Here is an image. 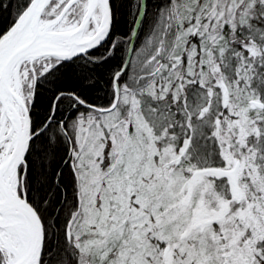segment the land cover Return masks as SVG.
<instances>
[{"label":"snow or ice","instance_id":"snow-or-ice-1","mask_svg":"<svg viewBox=\"0 0 264 264\" xmlns=\"http://www.w3.org/2000/svg\"><path fill=\"white\" fill-rule=\"evenodd\" d=\"M3 13L0 264H264V0Z\"/></svg>","mask_w":264,"mask_h":264},{"label":"trees","instance_id":"trees-1","mask_svg":"<svg viewBox=\"0 0 264 264\" xmlns=\"http://www.w3.org/2000/svg\"><path fill=\"white\" fill-rule=\"evenodd\" d=\"M12 22V16H10L8 13H3V14H0V31H3V30H6L8 25ZM121 30H124V26L123 24L121 25ZM125 56V59L128 58V54H124ZM113 64H116L118 63V59L117 60H114L112 61ZM90 96H92L93 98H95L96 96H102L103 93L101 92H95V93H89ZM46 103V101H45ZM42 110H45V109H42Z\"/></svg>","mask_w":264,"mask_h":264}]
</instances>
